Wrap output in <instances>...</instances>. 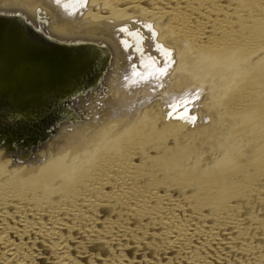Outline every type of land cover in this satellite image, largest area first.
Masks as SVG:
<instances>
[{"label": "bare ground", "instance_id": "1", "mask_svg": "<svg viewBox=\"0 0 264 264\" xmlns=\"http://www.w3.org/2000/svg\"><path fill=\"white\" fill-rule=\"evenodd\" d=\"M0 11L111 54L70 101L77 117L30 149L0 147V264H264V0H0ZM204 115L225 146L213 134L221 169L195 181L163 147L205 133Z\"/></svg>", "mask_w": 264, "mask_h": 264}, {"label": "water", "instance_id": "2", "mask_svg": "<svg viewBox=\"0 0 264 264\" xmlns=\"http://www.w3.org/2000/svg\"><path fill=\"white\" fill-rule=\"evenodd\" d=\"M111 62L106 46L51 36L20 13L0 11V147L45 141L70 105L96 87Z\"/></svg>", "mask_w": 264, "mask_h": 264}, {"label": "rangeland", "instance_id": "3", "mask_svg": "<svg viewBox=\"0 0 264 264\" xmlns=\"http://www.w3.org/2000/svg\"><path fill=\"white\" fill-rule=\"evenodd\" d=\"M258 79V78H257ZM262 78H259L258 80H259V82H261L260 80H261ZM256 80V79H255ZM258 84H259V82L258 81H256ZM262 83V82H261ZM213 116H215V115H213ZM215 119H218L217 117H214ZM201 120V122H203L204 124L206 123V125H207V123H208V125L207 126H204L205 128H207V129H205L204 128V131H205V133L204 132H202L201 134H200V136H197V137H195V139L194 138H192L193 136H191V135H189V136H184L183 137V139L182 138H180V136H178V139H177V142H175V143H177V144H182V145H184V146H187L188 145V147H186V149H187V152H185V153H183L182 154V152H184V151H182V150H180V148L178 147V149H176L177 147H176V145H174L175 143H174V141L173 140H170L171 142H169V144L167 143V141L165 140V145H164V147L163 148H167L168 147V150L170 151V149H173V150H171V151H174V149H175V151L177 150V151H179V153L176 151V157L175 156H173V155H170L169 153L170 152H168V155H166L167 157H165V158H163L164 160H166L167 158H170L169 160H172V159H178L179 161V163L181 164L180 165V167L179 168H181V169H184L185 170V175L186 174H188V175H186V176H189V175H191L192 177H194V175L196 176L195 177V181H196V179H197V175L199 174L200 175V172L202 173L203 171H205V169H206V172L207 173H209V171H211L210 169H211V165H210V163L212 164V162L215 164L216 163V169L218 170L219 168H220V165H219V161H217L218 159H217V157L216 156H218V154H215V153H209V151H210V149H208L209 147H207V145L206 144H208V146H213V147H216V149H215V152H217V150H218V144L216 145V143L215 142H213V140L214 139H220L221 140V143H222V145L223 146H225V144L223 143L224 142V140L222 139V138H220V137H218V136H220L221 134H222V132H220V133H218V132H216V131H214V132H211V129L210 128H213V124H212V119L210 118H208V116H203V119H200ZM199 120V121H200ZM214 120V119H213ZM210 121H211V124H210ZM214 121H216V120H214ZM213 121V122H214ZM202 123V124H203ZM210 125V126H209ZM216 126H217V124H215ZM214 125V128L216 127ZM149 126H151V123L149 124ZM208 127H210V128H208ZM161 128V126L159 127V129ZM215 130V129H214ZM217 130V129H216ZM162 131V130H161ZM224 131V130H223ZM215 132L218 134H215ZM164 133V132H163ZM162 133V135H164ZM210 133H212V134H210ZM224 133V132H223ZM172 134V132L170 133V135ZM203 134V135H202ZM207 134V135H206ZM210 134V135H209ZM216 135L215 137H214V135ZM190 136H191V139H190ZM174 136L172 135V138H173ZM187 137H189V138H187ZM202 137V138H201ZM203 137H204V139H203ZM208 137H212V141L210 140L209 141V143H208ZM213 137H214V139H213ZM185 138V139H184ZM198 138H200L199 140H198ZM207 138V139H206ZM197 139V140H196ZM153 140V142H151ZM183 140V141H182ZM189 140V141H188ZM193 140V141H192ZM195 140H196V142H195ZM223 140V141H222ZM180 141H181V143H180ZM150 143H154L155 142V140L154 139H151L150 141H149ZM191 142V143H190ZM195 142V143H194ZM199 142H201V143H199ZM207 142V143H206ZM174 143V144H173ZM185 143V144H184ZM192 143H194V144H192ZM199 143V144H198ZM203 143H205V145L203 146ZM173 144V145H172ZM215 144V145H214ZM194 146V147H193ZM201 146V147H200ZM200 147V148H199ZM204 147V148H203ZM207 147V148H206ZM193 148H195V150L193 149ZM186 149H185V151H186ZM189 149V150H188ZM232 149V148H231ZM234 149V148H233ZM232 149V150H233ZM200 150H201V152H200ZM203 150V151H202ZM182 151V152H181ZM197 152V153H195V152ZM206 152L207 154H209V156H211V157H208V159L207 160H202L201 158H202V156L204 155V153L203 152ZM208 151V152H207ZM246 151V150H245ZM190 152V153H189ZM218 152H220V149L218 150ZM195 154V155H193V154ZM203 153V154H202ZM187 154V155H186ZM189 154H190V156H189ZM197 154V155H196ZM198 154H199V156H201V158H200V160L198 161L197 160V158L196 157H198ZM170 155V156H169ZM182 157H181V156ZM188 156V157H186V156ZM247 155H249V154H247ZM136 157V159L133 161V163H134V165H136V163L138 164V159H137V155H135ZM184 156L186 157V159L184 158ZM193 156V157H192ZM138 157H139V155H138ZM172 157V158H171ZM195 157V158H194ZM215 157V158H214ZM233 156H231V158L229 159V160H233V163H237L238 165H241V164H243V163H245V162H243V160H241L240 162H241V164L239 163V159L235 156L234 158H232ZM214 158V159H213ZM176 159H175V161H176ZM181 159H182V161H181ZM183 159H184V162L185 163H183ZM194 161H193V160ZM213 159V161H211V160ZM168 160V159H167ZM217 161V162H215V161ZM219 160H220V158H219ZM235 160H236V162H235ZM187 161V162H186ZM136 162V163H135ZM195 162V163H194ZM197 162H199L198 164H200V171H199V165L197 166ZM206 163V164H205ZM184 164H186L185 166H184ZM192 164V165H191ZM194 164V165H193ZM203 164H204V169H203ZM190 165V166H189ZM196 165V166H195ZM202 165V166H201ZM207 165V166H206ZM208 165H210V168H209V166ZM213 165V164H212ZM219 166V167H218ZM183 167V168H182ZM186 167H187V169H186ZM192 168V170H190L191 168ZM207 167V168H206ZM203 169V170H202ZM221 169V168H220ZM187 171H189V172H187ZM190 171H191V173H190ZM192 171H193V174H192ZM198 171V172H197ZM195 172H197V173H195ZM180 173V169H179V171H178V174ZM169 179L171 178H173V176H169L168 177ZM216 187V186H215ZM188 194V193H187ZM189 194L191 195V193L189 192ZM171 196H175L174 194H171ZM188 196V195H187ZM190 199V198H189ZM261 204V206H262V203L260 202L259 204H257V205H260ZM258 207V206H257ZM208 214V212L207 211H205V213H204V215H207ZM252 216H254V219H256L257 217H258V215H257V217H255V215L253 214ZM253 218V217H252ZM258 220V219H257ZM263 220V219H262ZM261 222V221H260Z\"/></svg>", "mask_w": 264, "mask_h": 264}, {"label": "snow or ice", "instance_id": "4", "mask_svg": "<svg viewBox=\"0 0 264 264\" xmlns=\"http://www.w3.org/2000/svg\"><path fill=\"white\" fill-rule=\"evenodd\" d=\"M163 54H164L165 57L169 58V60H170V57H171V53L170 52H168L167 50H163ZM161 74H164L163 70L161 71ZM180 118L181 119H185V118H187V119H193L191 117H184V116H182Z\"/></svg>", "mask_w": 264, "mask_h": 264}]
</instances>
